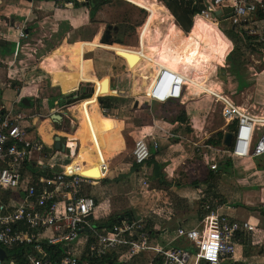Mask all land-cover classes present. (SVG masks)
Listing matches in <instances>:
<instances>
[{"label": "crops", "instance_id": "0c3cea01", "mask_svg": "<svg viewBox=\"0 0 264 264\" xmlns=\"http://www.w3.org/2000/svg\"><path fill=\"white\" fill-rule=\"evenodd\" d=\"M114 1L85 0L70 6L59 4L58 0H2L0 7V117L9 116L13 118L17 114L27 116L24 123L29 135L33 139L41 140L44 144L45 158L43 160L46 166L54 163L67 165L73 160L71 166H69L71 172L78 173L81 171L83 175L95 178L94 183L87 185L84 192L88 194L87 190L91 188L89 190H92V194L88 195L96 198L99 206L97 209L99 215H96V218L99 221H108L112 217L119 216L121 212L129 214L128 216L133 218H144L146 229L158 235V238L153 242L154 245L163 247L166 245V232L173 233L180 226L189 228L196 226L205 214L203 210L205 203H210L215 207L220 206L219 212L231 220L251 223L256 230L254 232H244L245 234L242 233L243 236L237 245V252L234 258L235 264H243V260L246 257L242 256V250L240 251V249L243 247L254 248L262 242L264 244V209L261 206V204L264 205V196L261 194L264 192V187L260 190L256 189V187H250L246 193L238 194L237 198L224 194L221 198V203L213 199L210 194L207 200L206 196L203 193L201 194L198 189L193 191L186 190L187 194L184 198H189L187 200L192 203L195 202L193 205L197 210L193 209L188 213L185 212L179 215L176 208L175 214L169 213V215L162 216L165 219L161 222L152 219L155 223L151 221L149 211L140 209L142 207L138 204L140 202L137 203L135 198L133 203L132 201L129 202V196L135 191L134 188L142 185V183L143 185L144 183L150 185V183H153L151 179L153 181L156 180L159 184L171 185L173 176L177 177V167L170 169V171L163 168L167 161L165 157H169L166 148L177 145L182 146L183 142L178 140V138L192 136L196 134L194 131L196 129L195 126H192L195 117L188 112V109L183 110L187 115V122L185 123L175 120L176 116L165 119L157 118L154 115L153 124L139 126L134 119L130 120L127 113L124 114L123 112L122 115L112 116L111 111L119 110L120 103L123 100L133 104L136 108L144 103L142 99H146L148 103H151L146 97V92L156 72L154 67L151 68L147 78V75H144L145 72H139V75H134L135 70L133 71L130 68L128 62L132 61L141 64L148 61L151 64L150 53L156 52L151 57L154 61L181 73V70L170 62L167 63L162 61V59H157L159 55L161 56L160 50L162 47L155 44L148 45L149 42H145L148 37V35H145V30L148 31L153 22L162 23L164 21L163 12L167 8L160 7L153 12H149L147 14L148 18L145 20L146 23L143 25L144 30L142 29L141 33L138 31L137 39L132 40L127 38L124 33H126V30L133 31V33L138 30V26L129 22L133 15L123 7L119 10L113 9ZM118 1L120 3L130 2L134 6L137 5L145 10L147 6V0ZM160 1L162 2L163 0ZM163 4L166 6L165 3ZM167 11L170 10L168 9ZM170 13L171 15H168V17L175 20L179 26L173 13L171 11ZM196 14L199 13L193 14L192 22ZM217 18L222 19L218 16ZM121 19L123 22H121ZM224 21H229V19ZM258 21L264 28V20L258 19ZM110 25L117 27V30H111L112 41L110 45H107L103 42V37L107 27ZM197 26L200 29L199 25ZM20 27H25L28 33L27 38L24 40L19 38ZM179 31L183 34L186 33L181 28ZM152 46L156 49L152 50ZM241 47L242 50L245 49L243 44ZM245 50L246 53H250L247 49ZM128 56H132V58ZM117 60L121 62L117 63ZM220 68L226 67L220 66ZM260 71L262 72L261 74L264 73V69H260ZM241 72L244 74L246 83V86L242 89L239 88V83L232 81V79L230 80V78H224V81L220 79L221 74L219 73L217 75L218 82L236 85V90L240 92L247 86L250 87V84L246 81L245 73L242 70ZM221 73L223 72L221 71ZM134 76H139L138 80ZM141 76L147 80L145 79V82L142 81ZM208 76L206 83L208 82ZM105 79H109L112 89L116 90L117 94L109 95L113 94L110 88L103 90V81ZM141 81L142 84H139ZM85 83L91 86V89L96 86L95 93H92L94 96L79 104L77 102L83 100L69 103L68 95L78 90L80 86H84ZM193 86L195 87L192 83L185 85L179 99H172L165 103H154L163 106L180 102L184 105L192 104L194 98L191 97L192 92L188 93V91ZM207 86L209 85L207 84ZM211 88L215 90V87ZM96 95H102L98 98L113 97L116 99L115 102H119V106L116 105L114 109H110L109 114H104ZM24 99L28 101H24ZM66 104L72 105L68 109L63 108ZM145 105L146 107L148 106L147 103ZM27 111H32L33 114L28 116L25 113ZM43 112H47V116L42 114ZM55 114L61 115L62 120L60 121V119L54 117ZM68 125L69 128H67ZM225 125L229 126L227 123ZM146 127L151 128L154 132L161 133V135H155L156 133L154 132L147 133L155 137L157 147L151 142V158L147 161L146 167H144L137 165L134 160H130L133 150H131V155H129L126 134L127 132L128 135L134 134V129H138L139 133L142 134L146 132ZM234 127L235 124L233 125V130ZM233 130L230 133L233 134ZM219 132H224L226 135L229 133L228 130H220L216 134ZM167 133H171L174 136L170 137ZM57 136L61 137V143L65 145V151L57 150L54 147ZM140 137H135L134 143ZM197 144L200 145L201 141H198ZM230 147L231 145L227 146L228 149ZM86 148L87 150L84 151ZM213 148L219 149V152L222 151L220 147ZM74 154H77L75 158ZM58 156L59 158H57ZM68 159L70 162L67 164L60 162ZM87 167L92 170L86 172L85 169ZM105 169L106 171H104ZM36 170L37 172H44ZM208 171L210 175L211 169ZM220 171H222V175L227 172L226 169L219 168ZM257 173H264V169L257 170L254 175ZM123 174L125 175L123 176ZM208 178L200 182L203 185H208ZM217 178H221V175L216 174L215 179ZM110 183L117 184L115 188L119 190L118 193ZM159 192L161 191H157V194ZM98 196H101V200L98 199ZM115 196H120V199L123 200V205L113 210L111 198H117ZM210 199L212 202H210ZM154 206H156V201ZM157 212L153 215L157 216ZM158 214L161 215V213ZM175 218H178L177 226L168 229L166 226L172 221L170 223H166V221L174 220ZM159 228H162V230H159ZM170 247L187 248V244L176 240L170 244ZM5 251L10 260L16 259V256H18V253L10 256L9 250ZM24 251H20L19 254ZM243 257L245 258L243 259Z\"/></svg>", "mask_w": 264, "mask_h": 264}, {"label": "built area", "instance_id": "2783aa9c", "mask_svg": "<svg viewBox=\"0 0 264 264\" xmlns=\"http://www.w3.org/2000/svg\"><path fill=\"white\" fill-rule=\"evenodd\" d=\"M84 1L58 0L59 4L70 6ZM180 1L202 6L199 15L209 20L216 19L217 12L225 15L232 9L230 25L244 36L264 42V28L256 18L257 11L264 8V0ZM1 4L2 0L0 7ZM27 36L26 28L20 27L19 38L24 40ZM152 63L156 72L147 88V99L165 103L181 98L184 86L191 82L166 65ZM214 96L224 105L227 125L235 124L229 156L235 160L264 157V111L251 112L216 91ZM102 111L110 113L109 108ZM26 119L22 114L0 117V247L31 248L21 254L25 264H111L104 261L105 257L119 250L127 259L150 253L147 264H235L240 242L237 234L256 230L249 222L231 220L219 212L220 206L210 203L204 204L205 214L196 226H180L173 233L166 232L164 247L153 244L158 235L146 229L144 218L125 216L112 225L109 220L99 221L96 198L84 192L95 179L71 172L73 160L67 165L46 166L44 144L29 135ZM151 142L157 147L150 134L135 142L132 156L137 165L146 167L151 158ZM211 168L217 170L218 165L214 163ZM176 240L185 242L187 248L170 247ZM0 264L17 262L7 257V262L0 259Z\"/></svg>", "mask_w": 264, "mask_h": 264}, {"label": "rangeland", "instance_id": "374dc122", "mask_svg": "<svg viewBox=\"0 0 264 264\" xmlns=\"http://www.w3.org/2000/svg\"><path fill=\"white\" fill-rule=\"evenodd\" d=\"M162 2L165 3V1ZM128 3H120L118 0H115L113 9L119 10L123 7L126 11L132 13L133 16L129 19V22L135 26H138V30L135 33H133V31L131 32L126 30L124 35H126L127 38L136 40L138 31L141 33L142 29L144 30L143 25H145V20L148 18V11L141 7L139 8L137 5L136 7L130 2ZM165 7L167 10L169 9L168 5ZM167 10L163 12L164 21H162V23L160 22L157 24L158 22H153L150 25L151 28L148 31L145 30V35H148L145 42H149L148 45L155 44L162 47L160 52L164 49L166 50V53H160L161 56L159 55L157 59H162V56L164 59H168L167 57H169V59H171L172 63H170L172 65L178 69L180 68L181 71H185L190 75L188 76L189 79L187 80L188 82L194 84L195 87L193 86L188 91V93L192 92L191 97L194 98V101H192V104L188 103L184 105L180 102L163 106L158 103H148L146 99H142L144 103L140 104L136 108L133 104L123 100V102L120 103V106L118 104L119 102H116V104L119 106V110L111 111L112 116L122 115L123 112L124 114L127 113L130 120L132 121V119H134L136 124L139 126H149L150 124H153L154 115L157 118L170 119L174 116H178L184 109H188V112L195 117V121L192 123V126H195L196 130L194 131L196 134L189 137L178 138V140L183 142L182 146L177 145L171 148H166L169 153L167 154L169 157H165L167 161L165 162V165H163V168H166L168 171H170V169L172 170L173 168L177 167V177L173 176V182L171 185L162 183L159 184L156 180L153 181L151 179V182L153 183H150V185H143L142 183V185L135 187V191L133 190L134 192L129 196V202L132 201L133 203L135 198L137 203L140 202L138 204L142 206L140 208L142 211L150 212L149 215L151 218H149L154 223V220L159 222L163 221L165 218L162 216L169 215V213L175 214L174 211L176 208L179 212V215H182L185 212L188 213L193 209L197 210V208L193 205L195 202L192 203L188 201L189 198H184L187 194L186 190L193 191L194 189H198L201 191V194L203 193V195L206 196V198L209 199L208 196L210 194L213 196V199H216L221 203V198L224 196V194L237 198L238 194L244 192L246 193L250 187H256V189L259 190L264 187V173H257L254 175L257 170L261 169L260 166L264 167V158L235 160L229 156V153L227 152L228 148L221 146L220 148L222 151L219 152V149L213 148L214 146L207 142L211 137L216 135L217 131L228 130L227 126L225 125L226 123L224 121L223 115L224 105L222 101L213 95L215 94V91L221 92L234 104L249 109L251 112L261 113L264 111V73L261 74L262 72L260 71V69H264V52L248 54L246 53V50L243 49L241 51L242 55L239 54L236 56V59L240 61V69L245 73L247 78L246 81L250 84V87L247 86L244 88V90L238 92L236 90V85L229 83H219V79L217 78V75L221 74L219 78L223 81L224 78H230L231 80L228 72L221 73L220 71V66L226 67L227 56L235 48V43L224 33L225 30H229L231 28L230 22L217 18L213 21L216 24H212L210 26V24L206 21L205 26L208 28V31L203 32L198 28L197 21L193 19V25L190 33L183 34L181 31H179L180 28L176 21L168 17V15H171V13ZM121 22H123L122 19ZM218 43L221 44V46H224L225 49L223 50L222 48L218 47ZM151 49L155 50L156 48L152 46ZM148 52L150 53L149 49ZM155 53H150V56L152 57V55ZM151 57H149L152 60L150 61L155 62ZM145 58L147 59V57ZM116 62L120 63L121 61L117 60ZM154 65V63L150 64V62L145 61L137 66L133 74L139 75V72H145L144 75H147L148 78L149 72L151 68L154 67ZM207 76L209 78L208 82L206 83ZM138 77L139 76H136L135 79L138 80ZM140 78L144 82L147 80L142 76ZM142 81L139 82V84H142ZM207 84L210 87L207 86ZM211 87H215V90H213ZM109 95H115V92ZM93 96L94 94L92 97ZM99 96L96 95V98ZM85 100L79 101L77 103L79 104ZM145 103L148 104L147 107ZM25 113L28 115L33 114L32 111H27ZM42 114L47 116V112H43ZM67 128H69V125ZM145 131L146 132L141 134L139 133L138 129H134L133 132L135 133L131 135H128L127 132L126 137L129 145V155H131V150L134 148L135 137H142L147 133L154 132V130L149 127H146ZM154 133H156L155 135L158 136L159 134L161 135L159 132ZM198 135L200 136L198 137ZM198 141H201V144L195 146ZM206 145H210L212 148H208ZM73 156L75 158L77 154H74ZM57 158H59V156ZM228 158H231L232 160V167L226 169V174L222 175V171L219 172V164ZM130 160H133V156L130 158ZM60 162L67 164L70 162V160H61ZM214 163L218 165L217 170H215L217 171L216 174H220L221 178H219L220 180L218 178H213L211 186L209 184L203 185V183L200 181L209 177L208 170H212L211 166ZM38 169L40 168L38 167ZM124 175L125 174H123V176ZM121 180L124 181L123 179ZM189 182H194V184H190ZM110 184L118 193L119 190L115 188L117 184ZM89 189L87 190V193L92 194V190ZM157 191L161 192L157 194ZM261 194L264 196V192ZM115 197V199L111 198L113 210L117 207H122L121 205H123V200L120 199V196ZM98 199L101 200V196H98ZM155 201L156 206H154ZM261 206L264 209V205L261 204ZM156 211H158L157 216H154L153 214H156ZM158 213H161V215ZM119 215L124 216L126 213L121 212ZM171 221L172 223H170ZM166 223H170L166 226L168 229L175 228L178 224V218H175L174 220H168ZM160 229L162 230V228H159V230ZM262 243L254 248L243 247L240 249V251L242 250V256L244 255L246 257H243V259L245 258L243 260V264H264V244ZM139 261H141V264H147L148 261H150V253H146V255L141 257Z\"/></svg>", "mask_w": 264, "mask_h": 264}, {"label": "trees", "instance_id": "16d2710c", "mask_svg": "<svg viewBox=\"0 0 264 264\" xmlns=\"http://www.w3.org/2000/svg\"><path fill=\"white\" fill-rule=\"evenodd\" d=\"M163 1H165V4L168 5L170 11L175 16L180 28L186 33L190 32L191 27L193 25V22H192L193 14L199 13L203 7L200 5H194L193 6V5H191V3H183L180 0H163ZM160 7H165V5L162 4V2L160 0H147L146 10L148 11V13L153 12L154 10H156L157 8H160ZM256 18L264 20V8L259 9L257 11ZM194 19L197 21V25H199L200 29L203 32L208 31V28L205 26L206 21L203 20V18L199 14H196ZM224 33L234 43H236L237 46L227 56L226 68H220V71L228 72L232 81L239 83V88L242 89L244 86H246V83L244 81V74L240 70V64H239L240 61L238 59H236V56L239 54L242 55V53H241L242 44H243L244 48L247 49L250 53L263 52L264 51V42H258L257 41L258 37L241 35L242 33L237 28H233L232 26L229 30H225ZM218 47L222 48L223 50L225 49L224 46H221V44H219V43H218ZM68 96H69V103H71V102L74 103V102L79 101V100L89 99L92 97L91 88L88 84L84 85V86H80L78 88V90L70 93ZM115 101H116V99L113 97H103V98H101V107L114 109L115 106L117 105ZM175 120L183 122V123L187 122L186 112L182 111L178 116H176ZM227 128H228V132L230 133L233 130V124L227 126ZM225 136H226V133L219 132L215 136L211 137L207 142L214 147H221V146L224 147L225 146V148H227V145L225 143V139H226ZM259 158H264V157H259ZM231 167H232L231 158H228L219 164V168H221V169H228ZM260 168L264 169L263 166H260ZM78 173H81V171ZM216 173H217V171H215L213 169L210 171V175L208 178V184L210 186L212 185L211 184L212 179L216 177L215 176ZM81 174H83V173H81ZM210 202H212L211 199H210ZM128 215L129 214H126L125 216H128ZM121 218H123V216H120V215L116 216V217H112L109 219L108 224L112 225L113 223H116ZM237 236L241 238L243 236V234L240 233V234H237ZM23 250H25L24 252H26V251L29 252L31 250V248L16 247V248L8 251L10 256H13V254L17 255V253H18V256H16L17 264H25L26 263V261L24 260V257H22V255H21L22 253L19 254V252L23 251ZM145 255L146 254L135 255V256H132L131 258L127 259L124 256V251L119 250L118 252H114L113 254L105 257L104 261H108L111 264H141V261H139V260L141 257H143Z\"/></svg>", "mask_w": 264, "mask_h": 264}, {"label": "water", "instance_id": "95a60500", "mask_svg": "<svg viewBox=\"0 0 264 264\" xmlns=\"http://www.w3.org/2000/svg\"><path fill=\"white\" fill-rule=\"evenodd\" d=\"M231 15H232V9H229L228 12L225 15H221V12H217L215 14V16L221 17L223 20L229 19L231 17ZM112 29L117 30V27H113V26L110 25V26L107 27V30L105 31V34H104V37H103V42L106 43V44H110L111 41H112L111 40V38H112L111 30ZM128 57L132 58V56H128ZM109 88L113 92H115V94L118 93L116 90L112 89L109 79H105L103 81V90H108ZM91 93H95V87H92ZM24 101H28V100L24 99ZM98 102L101 104V98H98ZM54 117H56L57 119H60V121L62 120V116L59 115V114H55ZM232 139H233V134L232 133H228L226 135V139H225V143H226L227 146H230L232 144ZM54 147L57 150L65 151V145L61 143V137L60 136L56 137V140L54 142ZM91 170L92 169H87L86 172L91 171ZM0 259L3 260L4 262H7V252L4 249H2L1 247H0Z\"/></svg>", "mask_w": 264, "mask_h": 264}, {"label": "bare ground", "instance_id": "6f19581e", "mask_svg": "<svg viewBox=\"0 0 264 264\" xmlns=\"http://www.w3.org/2000/svg\"><path fill=\"white\" fill-rule=\"evenodd\" d=\"M202 18H203V20H205V21H207V22H209L211 25L212 24H216L215 22H213L212 20H209V19H206V18H204L202 15H200ZM144 27V26H143ZM141 36V35H140ZM108 45V44H107ZM110 45V44H109ZM163 52V54H165L166 53V50L164 49L163 51H161V53ZM167 56V55H166ZM168 59H164L163 58V56H162V61H164V62H167V63H169V62H171V59H169V57H167ZM129 63V66H130V68L134 71V70H136V68H137V66L139 65L138 63H135V62H128ZM172 63V62H171ZM162 64V63H161ZM180 69V68H179ZM181 73L183 74V76L186 78V80L187 79H189L188 78V76H190L187 72H185V71H181ZM188 81V80H187ZM214 95V94H213ZM98 99V98H97ZM51 138V137H50ZM87 150V148L86 149H84V151H86ZM85 176H88V177H91V178H94L93 176H89V175H85ZM95 179V178H94Z\"/></svg>", "mask_w": 264, "mask_h": 264}]
</instances>
